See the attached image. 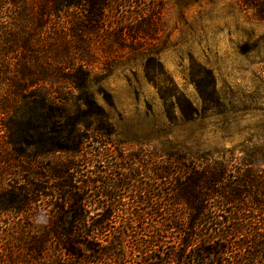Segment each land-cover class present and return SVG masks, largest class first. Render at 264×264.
Segmentation results:
<instances>
[{
  "label": "rangeland",
  "instance_id": "rangeland-1",
  "mask_svg": "<svg viewBox=\"0 0 264 264\" xmlns=\"http://www.w3.org/2000/svg\"><path fill=\"white\" fill-rule=\"evenodd\" d=\"M243 1L114 0L104 30L87 38L95 57L88 66L87 90L51 88L61 92V97L80 102L84 119L79 134L91 137L69 161L76 165L75 179L96 180L95 188L106 187L114 176L120 187L126 184L116 191L118 202L101 197L85 200L87 196L83 202L87 221L104 220L117 230L128 226V236L122 237L115 254L134 256L123 264H140L139 254L164 257V264H174L169 258L181 249L179 235L165 223L171 189L167 174L176 167L168 156L183 155L200 166L208 161L226 164L232 176L264 158V22ZM6 6L0 24L7 20ZM64 20V16L52 17L46 41L47 35L54 40ZM88 95L90 106L82 102ZM98 127L103 129L102 136L92 132ZM68 156L38 159V166ZM0 168L3 184L15 182L14 170ZM255 169L258 175L264 174V166ZM159 172L166 179L155 180ZM51 203L44 201V210L49 211ZM248 205L251 209L241 217L260 215L253 224L262 227L264 211H252ZM106 206L120 207L119 212L105 220ZM156 211L162 215L155 216ZM4 219L8 225L21 223L11 215ZM141 225L147 232L141 231ZM3 226L1 222L0 229L10 228ZM151 226L165 230L164 242L137 250L141 239L153 241L155 227ZM222 230L218 226L212 236L207 233L208 239H203L208 242L203 245L206 254H238L230 241L218 237ZM261 252L264 255V248Z\"/></svg>",
  "mask_w": 264,
  "mask_h": 264
},
{
  "label": "trees",
  "instance_id": "trees-1",
  "mask_svg": "<svg viewBox=\"0 0 264 264\" xmlns=\"http://www.w3.org/2000/svg\"><path fill=\"white\" fill-rule=\"evenodd\" d=\"M243 3L264 22V0ZM113 4L114 0H0V14L4 5L3 14L8 12L7 20L0 24V133L4 131L0 135V165L14 170L16 179L3 184L0 173V224L10 227L0 229V251L5 253L0 254V264H123L134 256L115 254L122 237L128 236V226L117 230L104 220H86L85 200L101 197L118 202L116 191L122 187L114 181L115 176L103 188H95L96 180L75 179L76 165L69 161L91 137L79 134L84 119L80 102L51 89L57 85L87 90L88 66L95 59L86 45L87 38L104 30ZM60 16L65 17L61 29L54 40L47 35L46 41L48 22ZM54 43H61V47H54ZM82 102L86 106L92 103L89 95ZM101 131L100 127L92 130L102 136ZM54 154L69 156L67 160L48 161L43 168L38 166V159ZM167 160L176 167L167 174L171 189L165 223L179 235L181 245L169 262L185 264L189 255L186 264H264V220L257 228L253 223L258 215L241 217L251 209L248 204L252 211H264V174L258 175L255 169L264 166V158L246 164L249 168L237 176L230 175L222 163L208 161L200 166L178 154ZM40 169L42 173L37 172ZM163 174L159 172L155 180L166 179ZM44 201L52 202L49 211L44 210ZM119 208L106 206L104 219ZM9 215L21 223H4V216ZM159 215L156 211L155 216ZM218 226L223 228L218 237L230 241L238 254H206L203 245L208 242L203 239H208L207 233L212 236ZM153 227V241L141 239L137 250L164 242L165 230ZM140 229L147 232L142 225ZM195 251L200 254H192ZM139 255L140 264L165 262L164 257Z\"/></svg>",
  "mask_w": 264,
  "mask_h": 264
}]
</instances>
